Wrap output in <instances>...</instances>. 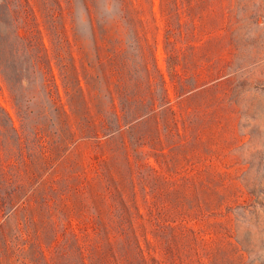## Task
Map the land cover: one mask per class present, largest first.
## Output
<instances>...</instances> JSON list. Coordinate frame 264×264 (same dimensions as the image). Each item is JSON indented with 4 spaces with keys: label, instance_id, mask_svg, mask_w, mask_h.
<instances>
[{
    "label": "trees",
    "instance_id": "trees-1",
    "mask_svg": "<svg viewBox=\"0 0 264 264\" xmlns=\"http://www.w3.org/2000/svg\"><path fill=\"white\" fill-rule=\"evenodd\" d=\"M99 1L80 0L84 36L73 0H1L0 72L20 126L0 106V264H236L229 229L191 226L221 216L220 176L196 156L177 169L208 109L182 100L219 72L199 84L188 63L212 62L217 37L164 27L174 108L142 18L153 0H103L106 14Z\"/></svg>",
    "mask_w": 264,
    "mask_h": 264
},
{
    "label": "rangeland",
    "instance_id": "rangeland-1",
    "mask_svg": "<svg viewBox=\"0 0 264 264\" xmlns=\"http://www.w3.org/2000/svg\"><path fill=\"white\" fill-rule=\"evenodd\" d=\"M73 2L79 33L87 36L89 27L81 2ZM153 2V13L146 5L142 18L147 38L156 44L155 57L168 82L174 108L178 101L174 92L176 79L172 82L166 72L162 48L164 27L167 24L181 26L193 31L194 35L202 30L203 40L217 37L210 48L212 62L207 64L196 57L188 63L192 69L188 74H193L199 84L209 79L208 74L219 72L216 80L198 88L213 91L189 95L182 100L181 106L188 111L208 109L192 151L177 153L180 160L177 169H188L187 160L191 156L206 159L195 169L210 166L211 172L220 176L221 193L226 200L219 211L221 216L203 219L191 226L206 229L221 224L231 231V242H238V247L244 249L234 256L236 264H264V0ZM161 2L169 4L175 10L174 15L179 17L176 15L168 20L161 12ZM99 10L102 14L107 12L103 0L99 1ZM2 11L0 0V13ZM210 31L213 33L208 35ZM0 32L3 34L2 28ZM44 42L48 46L47 38ZM184 64L179 60L176 69L180 72ZM209 66L214 69L212 72H207ZM0 106L19 128L20 121L1 72ZM83 150L85 155L87 150L82 147L80 151ZM154 167H162L161 158L158 163L154 160ZM226 207L232 210L226 213Z\"/></svg>",
    "mask_w": 264,
    "mask_h": 264
}]
</instances>
